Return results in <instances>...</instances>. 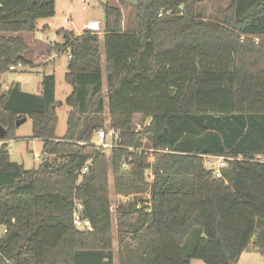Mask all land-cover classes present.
<instances>
[{
	"label": "trees",
	"instance_id": "16d2710c",
	"mask_svg": "<svg viewBox=\"0 0 264 264\" xmlns=\"http://www.w3.org/2000/svg\"><path fill=\"white\" fill-rule=\"evenodd\" d=\"M204 1L137 0V29H124L121 11L106 5L102 38L58 32L64 43L54 48L71 56L73 89L62 139L55 76L43 77L40 94L0 86V264H115L110 172L116 196H135L116 208L119 264L264 256V0H231L221 21L199 16ZM55 14L56 0H0V76L28 65L21 34ZM106 111L119 133L110 156L92 145L107 129ZM22 119L43 142L37 169L10 159L7 142ZM143 146L168 151L156 154L152 184L148 156L130 151ZM203 156L229 159L223 178ZM75 200L92 232L74 227Z\"/></svg>",
	"mask_w": 264,
	"mask_h": 264
},
{
	"label": "rangeland",
	"instance_id": "374dc122",
	"mask_svg": "<svg viewBox=\"0 0 264 264\" xmlns=\"http://www.w3.org/2000/svg\"><path fill=\"white\" fill-rule=\"evenodd\" d=\"M84 1L86 0H56V14L53 18L39 20L35 34H21L30 46L26 54L28 65H24V68L17 73L11 72L2 78L0 76L1 86L4 90L13 82H20L24 85V89L32 94L41 93L43 77L55 76V98L60 104L57 108L58 127L56 137L58 139L64 138L67 132L68 114L71 108L67 105L66 100L73 91L72 86L65 81L69 61L68 54L64 53L57 59H51L56 54L57 48H60L57 47L55 49L54 47L56 45L61 46L64 43L63 35H59L58 32L69 31L77 35L86 30L85 26L87 23L98 21L101 23L99 35L102 38L107 22L106 5L121 11L124 29L138 28L137 0H87V3H84ZM230 3L231 0H205L197 6L196 10L200 17L221 21ZM83 6H87V10H83ZM68 21H70V24H67ZM33 38L36 41L35 43L32 40ZM18 76L20 77L19 79ZM106 120V127L109 130L107 111ZM135 123L141 125L139 118H136ZM32 125V120L27 119L24 124L15 130V139L8 146L11 161L24 166L26 170L37 169L43 158V142L32 138ZM107 129L105 131H108ZM109 175L111 210L113 213V248L115 264H119L118 230L115 214L117 206L124 204V199L113 193L112 172ZM145 197V194L136 195L138 200ZM4 232L5 229L0 226V238L4 235ZM191 264L205 263L200 260H193ZM238 264H264V256L258 251L246 252Z\"/></svg>",
	"mask_w": 264,
	"mask_h": 264
},
{
	"label": "built area",
	"instance_id": "2783aa9c",
	"mask_svg": "<svg viewBox=\"0 0 264 264\" xmlns=\"http://www.w3.org/2000/svg\"><path fill=\"white\" fill-rule=\"evenodd\" d=\"M88 1H84V3H87ZM83 10H87V6H83ZM170 13H168L169 15ZM159 17H163V14H160ZM67 24H70V21L67 22ZM85 29L87 31L97 33L101 31V23L98 21L89 22L86 24ZM63 54L62 52H56L54 56L51 57L52 60L59 58V56ZM71 56L68 54V59H70ZM24 66L22 64H18L17 66H11L9 68V73L11 72H18L22 70ZM4 76H1V78ZM1 86V81H0ZM142 125H137V130H141ZM119 139V133L116 132L113 129H109L108 131L105 130H99L96 132L94 140L92 141V145L95 146V148L101 152L102 154H105L106 156H110L113 149L119 147L117 140ZM94 142V143H93ZM2 142H0V146H2ZM130 151L137 152L140 155L144 154L148 156L147 161V169L145 171V178L149 182V184H152L154 182V174H153V163L156 160V154L161 153H168V151H157L153 148H149L146 146H143L138 149H131ZM204 159V167L207 171H210L214 174L216 178H223L222 175V169L226 167V162L229 160L228 158L224 157H215V156H203ZM128 161L131 159H125L123 162V168L126 170H130V166L128 164ZM92 167V161H88L84 168L80 172L79 181H81L82 177L87 174ZM148 198H150V194L147 195ZM124 202H128L132 199V197H123ZM141 207V204L138 206ZM73 225L74 227L82 232H92L93 231V224L92 222L85 218V205L82 201L75 200L74 206H73ZM6 232V230H5Z\"/></svg>",
	"mask_w": 264,
	"mask_h": 264
},
{
	"label": "water",
	"instance_id": "95a60500",
	"mask_svg": "<svg viewBox=\"0 0 264 264\" xmlns=\"http://www.w3.org/2000/svg\"><path fill=\"white\" fill-rule=\"evenodd\" d=\"M26 122V119H22L16 122L17 128H19L22 124ZM5 134V130L3 128H0V138H2Z\"/></svg>",
	"mask_w": 264,
	"mask_h": 264
},
{
	"label": "crops",
	"instance_id": "0c3cea01",
	"mask_svg": "<svg viewBox=\"0 0 264 264\" xmlns=\"http://www.w3.org/2000/svg\"><path fill=\"white\" fill-rule=\"evenodd\" d=\"M47 30H49V28H47ZM33 34H35V33H33ZM81 34V33H80ZM80 34H77V35H80ZM34 37V36H33ZM33 40V42L35 43L36 41L34 40V38L32 39ZM41 41V40H40ZM27 42V41H26ZM28 44V43H27ZM30 47V46H29ZM20 77L18 76V79H19ZM13 83H15V82H13ZM20 83V82H19ZM21 84V83H20ZM8 88V87H7ZM21 89H22V91L23 92H25V93H30V94H32L30 91H27L26 89H24V85L23 84H21ZM10 142L11 141H9V142H7V145L9 146V144H10ZM5 233V232H4ZM243 257V256H242Z\"/></svg>",
	"mask_w": 264,
	"mask_h": 264
}]
</instances>
